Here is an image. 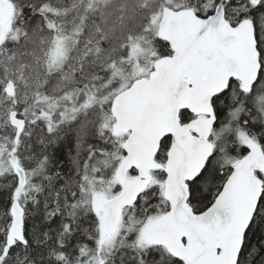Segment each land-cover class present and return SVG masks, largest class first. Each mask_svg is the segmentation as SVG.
Instances as JSON below:
<instances>
[{
	"label": "snow or ice",
	"instance_id": "6c2138e0",
	"mask_svg": "<svg viewBox=\"0 0 264 264\" xmlns=\"http://www.w3.org/2000/svg\"><path fill=\"white\" fill-rule=\"evenodd\" d=\"M0 264H264V0H0Z\"/></svg>",
	"mask_w": 264,
	"mask_h": 264
}]
</instances>
